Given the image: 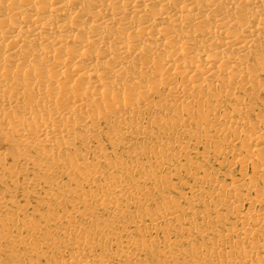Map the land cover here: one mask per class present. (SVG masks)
Wrapping results in <instances>:
<instances>
[{"label": "bare ground", "instance_id": "1", "mask_svg": "<svg viewBox=\"0 0 264 264\" xmlns=\"http://www.w3.org/2000/svg\"><path fill=\"white\" fill-rule=\"evenodd\" d=\"M253 92H264V0H0V184L58 190L71 211L50 220L72 222L37 238L0 232V264H114L109 248L122 240L121 264H152L150 252L157 264H264V179L254 175L264 178V120L250 123ZM220 156L243 174L204 170ZM181 173L194 180L189 196L159 201ZM6 204L0 195V217ZM20 223L32 232L27 216Z\"/></svg>", "mask_w": 264, "mask_h": 264}, {"label": "rangeland", "instance_id": "2", "mask_svg": "<svg viewBox=\"0 0 264 264\" xmlns=\"http://www.w3.org/2000/svg\"><path fill=\"white\" fill-rule=\"evenodd\" d=\"M240 96H242V95H240ZM254 98H255L254 103H256V108L254 110V116L249 117L251 124H256L257 120L259 119L258 117H260L262 120H264V92H259L256 95V97L254 96V92H253V99ZM217 104L223 105L227 112L230 111L229 108H231V106H233L230 103L229 99L226 97L220 99ZM205 110H206V107H204V111ZM224 113L225 112H223V111L216 112V114H217L216 117H221ZM205 116H207V115H205ZM214 118L208 117V119L211 122L215 120ZM237 118H238V116H235V115L231 117V119H233V120L237 119ZM201 125H202V123H201ZM229 137H230L229 141L233 142L234 141L233 134H231ZM241 138L243 140L244 136H241ZM213 139H215V138H213ZM202 140H203V138H202ZM137 143H140V144H142L143 147H146V143H141L140 141H137ZM151 143L153 145L157 146L156 140L152 139ZM241 143H242V141H241ZM241 143H239V145H243L246 149L247 148L249 149L250 146L254 145V143L250 144L251 142H249L248 144H241ZM101 144L105 148V152L111 153L110 147H109L105 138H103ZM76 145L78 146L77 150H79V151L83 150L82 148L79 147L78 144H76ZM193 147H194V144L190 145V148H193ZM69 152H72V151H69ZM125 152L126 151L124 149L119 148V153H118L119 155H117V156L121 157L120 162H124V163H126V165H128L129 160L125 159ZM24 153H25V151L23 152V154ZM82 153L84 154V152H82ZM201 153H202V147L201 146L196 147V150L192 149L191 151L188 152V158L190 159V161L192 160L195 162V164H193L192 167H196V166L201 165L200 164V154ZM117 156H113L111 159V162L112 161L115 162L116 161L115 158ZM81 160L82 159H79V161H81ZM231 160L232 159L230 156H220V157H216L215 159L212 158L211 160L208 161V164H206L204 170L207 169L208 171H210L214 166H216V168L218 169L220 167V164H222L223 168L229 173V175H231L233 177L238 176L240 174L242 175L243 172L240 171L242 169L241 168L242 165L241 164L237 165L235 163V165L233 166V169H232V167L230 166L232 164ZM143 161H146V159H143ZM23 162L24 161L22 159H20V161L18 162V167H22ZM92 162H95V158H94V154L90 152V154H88L86 163H92ZM10 163L11 162H5L4 168H8L10 166ZM214 164H216V165H214ZM146 165L147 166L145 167V170L146 171L147 170L152 171L151 169L154 165L151 164V162L147 163ZM244 167H246L245 174H247V176L250 177L252 175V173L254 174V172H253L254 169L258 170L259 166H258L257 162L252 160L250 162V164L245 165ZM17 170L19 171V169H17ZM202 175H203V173L201 171H198L196 173L197 177H201ZM254 175L258 181V184H261L262 180L264 179L262 174L261 175L254 174ZM158 176L161 180L163 178H167L164 170L162 171V173H158ZM49 177H47V181H50ZM133 177L136 178L137 175L133 174ZM30 178H31V173H30ZM169 180H170V182L174 183L176 185V187H177V185H179L180 187L177 188L176 191H170V192H168L166 190L159 191V194H160L159 201L162 202L163 197H166V195H171L172 198L176 199L175 202L181 201L180 198H178L181 196L180 194H184L186 196H189L188 187L185 186L184 184L188 183V185H192L194 182V180L192 178L191 179L185 178L184 173H181L180 176H177V178H174V176H172L171 179H169ZM65 181H66V179H62V182H65ZM22 183H23V180L19 179L18 184L15 186L12 185L11 183L0 184V195H2L4 197V199H6V201H7V204L5 207L6 208L5 214H3L2 217H0V220H2L3 218L6 219L7 227H3V226L0 227L1 233H3L6 236H9V235L13 236V235H16L18 231H20L21 236H25L27 234L31 238H37V237H41V235L37 234L38 230L41 228H42L41 231H44V230L46 231V230H49L50 228L53 229L54 227H59L60 230H63V229H65V227H67L68 225H70L72 223V222L69 223V219H67L65 221V223L61 222V224H59V225H54L53 222L50 220L52 218L53 214H59L60 215V213H62L63 210H65L67 213H70V211H71L70 206L67 203V199L65 197L60 196L59 199L56 198V196H59L58 190L54 189V190L50 191L49 195H47L45 192L46 185H41L38 188H33L31 185L29 187H25V184H22ZM141 187H143V185H141ZM83 188L85 189V191H89V190L97 191L98 187H96L95 185H92V184H89V185L85 184ZM250 196H252V197L255 196V193H251ZM49 197L52 200H48L47 198H49ZM78 206L80 208L83 207L81 202L79 203ZM248 210H249V206H248V204H245L243 207V213H246ZM180 212H181V208H179L177 210V213H180ZM99 215L104 216L103 219L112 223V225L114 226L113 231H116L119 229V228H116L117 226H115L116 216L107 215V214H105V212H99ZM25 216L28 217L30 226L32 225L31 226L32 232L26 233L27 231H25L21 227L20 222L22 221L23 218H25ZM13 217H14V221L16 219L18 220V223L16 226H14L15 230L14 229L10 230L11 233H9L8 227L11 224L9 220H10V218H13ZM90 218L93 219L92 217H90ZM47 220H49V221H47ZM73 222H74V224L75 223H82V222H84V220H82V218H80L79 216H75ZM219 224L220 223H215L212 226L215 227L217 230L220 227ZM129 231L132 232L131 235L135 234V233L133 234L134 228H130ZM224 234H225V232L222 231L223 239L226 238L224 236ZM51 235H52V233H49L46 236L45 240L46 239H53L56 236H58L57 233L54 234L52 237H51ZM144 238L147 239V236H144ZM217 239H219V238L217 237ZM69 244L73 245L72 249H76V247L78 246V241L73 240V241H70ZM181 245L183 247L185 246L184 243H182ZM61 247H63V244L61 245ZM120 249L121 250L125 249L124 248V240L121 241L120 245H117V244L112 245L109 248V250H110L109 252L112 255V260L114 261V264H121V262L119 263L117 257L115 256V252H117ZM50 251H54V249H52ZM143 255L146 258H148L152 264H157V261L161 260L160 256H154V253H152V252H150V254H148V255H146V254H143Z\"/></svg>", "mask_w": 264, "mask_h": 264}]
</instances>
